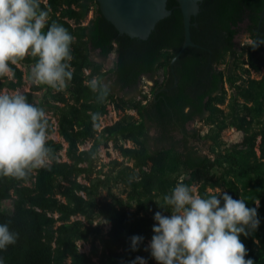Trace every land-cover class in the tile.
Wrapping results in <instances>:
<instances>
[{"label": "trees", "instance_id": "obj_1", "mask_svg": "<svg viewBox=\"0 0 264 264\" xmlns=\"http://www.w3.org/2000/svg\"><path fill=\"white\" fill-rule=\"evenodd\" d=\"M177 5L168 0L172 13L142 40L120 34L96 0H40V8L48 13L42 31L58 23L74 37L72 76L66 80L67 90L32 82L30 91L23 92L29 103L49 114L50 152L44 166L28 170L23 178L0 175V223L18 233L14 244L0 250L5 264H128L136 256L154 263L146 250L153 214L164 212L158 206L163 205L162 196L178 182L193 185L200 195L225 186L246 206L259 203V228L240 238L248 250L246 258L264 264V44L252 48L257 36H264V19L257 33L264 0H204L191 37L205 49L184 50L174 65L175 85L171 62L184 41ZM242 34L251 42L241 45L237 39ZM92 51L100 62L92 59ZM113 52L112 68L103 71ZM36 59L25 55L10 63L11 74L0 76V91L26 86L22 67L32 69ZM251 71L260 77L252 78ZM160 73L161 82L156 78ZM92 77L106 84L103 99L84 83ZM143 77L155 82L150 97L140 91ZM43 89V98L36 102L34 93ZM127 89L135 95L117 94ZM109 105L123 115L100 129ZM193 122L208 126L207 131L189 130ZM227 128L242 132V140L226 146L221 135ZM119 138L132 146L118 144ZM110 140L132 163L120 164L115 174L97 169L95 163L100 145ZM88 142L91 146L82 148ZM159 143L169 147L151 148ZM196 144H210L211 154H201ZM113 180L125 185L128 206L120 199L100 198ZM8 201L10 208L4 204ZM98 216L110 229L101 249L93 245L89 253L83 252L78 243L101 233L99 224L94 225ZM133 234L144 237L136 251L129 247Z\"/></svg>", "mask_w": 264, "mask_h": 264}, {"label": "clouds", "instance_id": "obj_2", "mask_svg": "<svg viewBox=\"0 0 264 264\" xmlns=\"http://www.w3.org/2000/svg\"><path fill=\"white\" fill-rule=\"evenodd\" d=\"M48 13L40 0H0V76H8L10 63L25 55L37 57L31 70L34 82L53 89L71 79V44L73 35L62 24L47 23ZM264 44L258 35L252 48ZM84 83L98 94L107 95L106 84L92 77ZM48 118L43 108L29 103L20 91H0V175L25 177L28 170L44 166L50 148ZM164 212L153 214V235L146 250L157 264H255L247 257L241 235L247 237L261 223L259 203L246 206L241 198L226 191L200 195L190 184L178 182L162 196ZM105 223H108L105 220ZM18 233L8 223H0V250L16 242ZM142 235L129 237V247L136 251ZM0 264H5L0 256ZM128 264H146L136 256Z\"/></svg>", "mask_w": 264, "mask_h": 264}, {"label": "rangeland", "instance_id": "obj_3", "mask_svg": "<svg viewBox=\"0 0 264 264\" xmlns=\"http://www.w3.org/2000/svg\"><path fill=\"white\" fill-rule=\"evenodd\" d=\"M92 15H93V13L90 12L85 23L92 17ZM237 41H240L241 45H242L243 43H250L251 39L247 35L242 34L239 36ZM91 57L93 60H95L97 62L101 61V58L97 52L92 51ZM114 60H115V52L111 53L109 55V57L107 58V60L104 61L103 71H109L114 64ZM246 66H248V65H246ZM22 69H23L25 76H26L27 85L24 86L23 88L17 89L16 91H20L23 93L24 91H30L31 84H32V82H34V79L32 77L31 67H22ZM260 75H261L260 73H257L255 71H251L252 78H259ZM156 78H157V80H159V82H161L163 80V76L161 75V73ZM34 84H38V83L34 82ZM154 85H155L154 80H151L148 77H143L141 80V84H140V91L148 94V97H150L151 96V89ZM68 86H69V83L65 82V86L63 88H60V90H67ZM54 90H56V89H54ZM3 91H8V90L5 89ZM8 92H12V91H8ZM45 92H46V89H43L39 92H35L34 93L35 94V101L39 102L43 98ZM117 94L119 96H125L127 98L135 95V93L131 92V91L130 92L129 91L128 92H119L118 91ZM221 107L224 108L225 105H222ZM128 113L133 114L136 117H138V115L135 111H128ZM46 114H48V113H46ZM121 115H123V113L114 110L113 106L109 105V112L106 116H103L101 118L99 128L101 129L102 127H104L106 125L113 124L115 121H117L120 118ZM47 116H49V114ZM196 127H202L201 134L205 133L208 129V126H206V125L203 126V124H201L200 122H193L192 124H190L188 126V129L192 130ZM155 134H156L155 131L152 130L151 135L154 136ZM242 135H243L242 132L237 131L235 128H227L226 130H224L222 132L221 137L224 140V142L226 143V146H229L231 144L240 142L242 140ZM118 144H123L126 147L132 146L131 142H125L121 138L118 139ZM90 146H91V142H88L84 146H82V148H89ZM196 146L200 150L201 154H204V155L205 154L206 155L211 154L212 146L210 144H206V145L196 144ZM168 147H169V144H167V143L153 144L151 146V148L153 150H155L157 148H168ZM63 155H64V153H62V156ZM114 161L118 162L119 165L113 164L112 162H114ZM95 163H96L97 169H102L104 172H109L110 170H114L113 174H115V172L118 170V168H120V166H121L120 164L130 165V166L132 164V163L127 162V160L121 156L120 152L115 147V141L114 140H110L107 145H105V144L100 145L98 152L95 155ZM214 191H226V187L221 186L219 188H216ZM100 198H103V199L107 198L109 200L120 199V200H122V202L125 206L129 205L128 200H127V191L125 189V185L122 184L121 182L115 181V180L110 182L109 189L105 188V189L101 190ZM4 204L7 208H10V206H11L9 201L5 202ZM83 220L87 223V221L85 219H83ZM105 222H106L105 219H102L99 216L94 220V225L99 224V226L101 228V233L99 235H95V236L91 237L89 242H79L78 244H79L81 251L89 253L93 245L97 246L99 249L102 248V237L106 236L107 232L110 229V224L105 223ZM146 264H157V261L154 260V263H149L146 261Z\"/></svg>", "mask_w": 264, "mask_h": 264}, {"label": "water", "instance_id": "obj_4", "mask_svg": "<svg viewBox=\"0 0 264 264\" xmlns=\"http://www.w3.org/2000/svg\"><path fill=\"white\" fill-rule=\"evenodd\" d=\"M103 16L110 21L120 34L132 38L147 39L155 29L157 23L169 16L172 10L167 7L168 0H96ZM204 0H176L182 13L184 41L171 62V73L178 83L174 65L184 50L189 47L203 48L196 44L191 37V27L198 26L193 21L200 12ZM264 19V8L261 10L258 21L257 33L260 31Z\"/></svg>", "mask_w": 264, "mask_h": 264}, {"label": "flooded vegetation", "instance_id": "obj_5", "mask_svg": "<svg viewBox=\"0 0 264 264\" xmlns=\"http://www.w3.org/2000/svg\"><path fill=\"white\" fill-rule=\"evenodd\" d=\"M175 79V78H174ZM124 92H128V89L127 90H125Z\"/></svg>", "mask_w": 264, "mask_h": 264}, {"label": "built area", "instance_id": "obj_6", "mask_svg": "<svg viewBox=\"0 0 264 264\" xmlns=\"http://www.w3.org/2000/svg\"><path fill=\"white\" fill-rule=\"evenodd\" d=\"M108 109H109V106H108ZM107 114H108V113H107ZM107 114H106V115H107ZM106 115H105V116H106Z\"/></svg>", "mask_w": 264, "mask_h": 264}, {"label": "crops", "instance_id": "obj_7", "mask_svg": "<svg viewBox=\"0 0 264 264\" xmlns=\"http://www.w3.org/2000/svg\"><path fill=\"white\" fill-rule=\"evenodd\" d=\"M25 92V91H24Z\"/></svg>", "mask_w": 264, "mask_h": 264}]
</instances>
